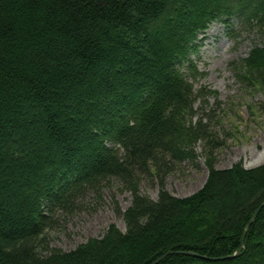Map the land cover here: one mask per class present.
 Wrapping results in <instances>:
<instances>
[{
	"label": "trees",
	"instance_id": "trees-1",
	"mask_svg": "<svg viewBox=\"0 0 264 264\" xmlns=\"http://www.w3.org/2000/svg\"><path fill=\"white\" fill-rule=\"evenodd\" d=\"M235 19L264 28V0H0V264H264V162L209 156L198 191L165 186L208 139L188 121L200 36ZM236 68L264 88V47ZM112 179L131 193L124 212L114 202L125 231L51 248L47 233Z\"/></svg>",
	"mask_w": 264,
	"mask_h": 264
},
{
	"label": "rangeland",
	"instance_id": "rangeland-1",
	"mask_svg": "<svg viewBox=\"0 0 264 264\" xmlns=\"http://www.w3.org/2000/svg\"><path fill=\"white\" fill-rule=\"evenodd\" d=\"M254 46L264 47V28H243L236 19L230 27L215 22L200 36L193 60L204 77L192 83L203 94L196 100L188 121L205 125L208 139L196 141L192 158L177 161L174 171L166 177L165 186L172 195L186 197L202 187L208 174L209 156L214 158L218 169L238 162L249 169L264 162V88L239 78L236 68ZM212 91L216 94L209 93ZM213 143L219 145L212 148ZM139 191L157 199V181L142 179ZM114 202L121 212L131 202L130 191L117 179L110 180L100 196L88 195L80 212L66 219L59 230L47 233L50 247L65 252L73 250L90 238L102 236L110 225L125 231L124 220L116 214Z\"/></svg>",
	"mask_w": 264,
	"mask_h": 264
},
{
	"label": "water",
	"instance_id": "water-1",
	"mask_svg": "<svg viewBox=\"0 0 264 264\" xmlns=\"http://www.w3.org/2000/svg\"><path fill=\"white\" fill-rule=\"evenodd\" d=\"M263 204H264V203H263ZM258 212H259V208H258V210L254 213V215L252 216V218L250 219L248 225H247L246 228H245L244 234H245L247 228L249 227V225H250L251 223L254 222V220H255L256 215L258 214ZM243 242H244V235H243L242 240H241V242H240V246H239V248H238V249L236 250V252H235L232 256H230V257H238V256L240 255L241 250H242V248H243ZM190 255H194V254H191V253H190ZM195 256H197V255H195ZM225 258H226V257H224V258H220V259H225ZM159 260H160V259H159Z\"/></svg>",
	"mask_w": 264,
	"mask_h": 264
}]
</instances>
